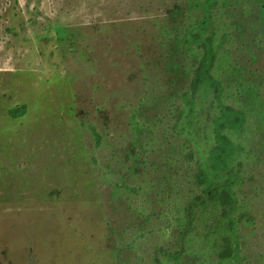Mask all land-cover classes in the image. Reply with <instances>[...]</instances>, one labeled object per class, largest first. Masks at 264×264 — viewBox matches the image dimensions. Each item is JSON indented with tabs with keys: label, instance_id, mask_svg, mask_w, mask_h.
I'll list each match as a JSON object with an SVG mask.
<instances>
[{
	"label": "rangeland",
	"instance_id": "374dc122",
	"mask_svg": "<svg viewBox=\"0 0 264 264\" xmlns=\"http://www.w3.org/2000/svg\"><path fill=\"white\" fill-rule=\"evenodd\" d=\"M185 1L0 0V264H152L169 243L185 200L201 193L186 148L173 199L152 204L171 142L184 143L175 117L156 121L155 102L185 85L166 69L164 42ZM141 101V122H153L145 137L132 124ZM255 126L237 190L253 225L237 231L247 264H264V125ZM193 226L204 239L203 222Z\"/></svg>",
	"mask_w": 264,
	"mask_h": 264
},
{
	"label": "trees",
	"instance_id": "16d2710c",
	"mask_svg": "<svg viewBox=\"0 0 264 264\" xmlns=\"http://www.w3.org/2000/svg\"><path fill=\"white\" fill-rule=\"evenodd\" d=\"M180 9L169 19L164 42L166 69L179 75L185 85L156 98L155 104L162 108L156 121L166 114L175 117L178 141L184 143L171 142L172 154L161 168L171 172L161 175L160 190L152 204L156 209L173 199L180 184L174 169L184 162L181 156L186 148H190L187 160L197 165L191 186L201 193L185 200L183 212L176 217L174 235L151 263L216 264L214 260L219 258L217 264H247L245 243L237 229L240 223L253 225V219L248 208L239 204L237 190L246 152L244 133L251 122L264 125V68L257 66L259 55H264V0H186ZM239 53L246 56L245 63L237 57ZM143 105L141 101L134 109L132 124L135 134L141 132L145 137L153 122H141ZM260 126L255 128L261 131ZM199 138L205 140L203 145ZM142 141L144 148L147 144ZM136 161L139 166L141 161ZM121 187L117 185V189ZM195 218L207 230L205 238L197 242ZM122 252V248L115 251L119 260Z\"/></svg>",
	"mask_w": 264,
	"mask_h": 264
}]
</instances>
